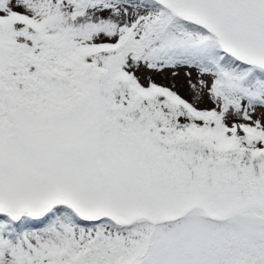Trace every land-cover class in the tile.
<instances>
[{"label":"snow or ice","instance_id":"6c2138e0","mask_svg":"<svg viewBox=\"0 0 264 264\" xmlns=\"http://www.w3.org/2000/svg\"><path fill=\"white\" fill-rule=\"evenodd\" d=\"M0 264H264V0H0Z\"/></svg>","mask_w":264,"mask_h":264},{"label":"rangeland","instance_id":"374dc122","mask_svg":"<svg viewBox=\"0 0 264 264\" xmlns=\"http://www.w3.org/2000/svg\"><path fill=\"white\" fill-rule=\"evenodd\" d=\"M157 81L160 83H166L167 82L163 77H157Z\"/></svg>","mask_w":264,"mask_h":264}]
</instances>
